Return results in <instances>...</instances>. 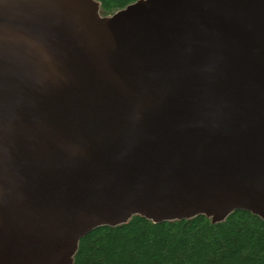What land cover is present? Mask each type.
I'll list each match as a JSON object with an SVG mask.
<instances>
[{"label":"water","instance_id":"95a60500","mask_svg":"<svg viewBox=\"0 0 264 264\" xmlns=\"http://www.w3.org/2000/svg\"><path fill=\"white\" fill-rule=\"evenodd\" d=\"M0 0V264L245 211L264 223V0Z\"/></svg>","mask_w":264,"mask_h":264},{"label":"trees","instance_id":"16d2710c","mask_svg":"<svg viewBox=\"0 0 264 264\" xmlns=\"http://www.w3.org/2000/svg\"><path fill=\"white\" fill-rule=\"evenodd\" d=\"M94 1L109 17L138 0ZM72 264H264V223L245 211L219 223L203 215L158 224L133 216L82 238Z\"/></svg>","mask_w":264,"mask_h":264},{"label":"rangeland","instance_id":"374dc122","mask_svg":"<svg viewBox=\"0 0 264 264\" xmlns=\"http://www.w3.org/2000/svg\"><path fill=\"white\" fill-rule=\"evenodd\" d=\"M103 18H105V17H103Z\"/></svg>","mask_w":264,"mask_h":264}]
</instances>
